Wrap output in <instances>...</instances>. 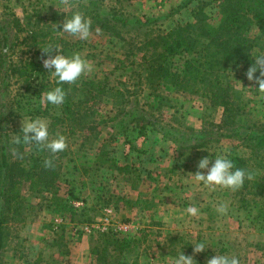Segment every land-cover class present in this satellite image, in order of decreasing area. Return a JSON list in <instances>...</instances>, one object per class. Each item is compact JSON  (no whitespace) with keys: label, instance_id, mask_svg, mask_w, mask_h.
<instances>
[{"label":"rangeland","instance_id":"rangeland-1","mask_svg":"<svg viewBox=\"0 0 264 264\" xmlns=\"http://www.w3.org/2000/svg\"><path fill=\"white\" fill-rule=\"evenodd\" d=\"M91 1L104 4L108 11L114 9L118 15L123 12L142 20L156 19L148 26L156 33L191 21L199 8L211 24H217L220 3L0 0L1 17L20 19L25 30L18 31L21 37L33 29L39 32L40 46H44L43 39H56L66 53L79 52L93 66L81 76L116 88L127 81L140 108L148 110L147 125H152L141 134L138 122L122 116L119 106L106 100L91 102L96 114L90 121L95 128L65 137L67 155L60 160L55 197L23 193L22 217L9 224L8 245L0 264H171V257L181 250L194 255L197 264H205L215 253L235 255L240 264H264V204L241 206L237 190L219 186L210 190L195 181L193 174L204 156L238 154L248 159L252 180H264V148L255 151L245 139L232 134L238 128L244 132L264 130V93L252 88L250 82H236L244 113L236 117L235 124H224L222 108L210 106L203 98L159 85L155 90L141 86L134 74L136 31L122 35L120 27V36H113L92 29L88 38L81 40L57 30L64 16L74 10L88 17L81 4L90 5ZM64 41L69 42L66 48ZM29 43L15 46L13 62L34 55L39 66L49 71L42 63L46 54L41 55L42 49L37 45L31 48ZM14 80L0 91V136L8 148V137L16 140L21 136L27 118H41L50 124V117L42 112L44 101L35 91L37 82ZM154 92L168 96L169 103L163 101L159 106ZM147 104L155 106L148 109ZM28 149L26 145L24 152ZM220 203L228 206L224 214L216 211ZM191 204L199 208L196 216L186 212ZM197 241L209 247L193 253L191 244ZM102 256L105 259L99 262Z\"/></svg>","mask_w":264,"mask_h":264},{"label":"trees","instance_id":"trees-1","mask_svg":"<svg viewBox=\"0 0 264 264\" xmlns=\"http://www.w3.org/2000/svg\"><path fill=\"white\" fill-rule=\"evenodd\" d=\"M81 6L91 20L90 30L100 29L113 36H120V27L122 35L136 31L134 39L137 41L138 59L134 62L137 65L134 74L141 86L155 90L159 85L172 89L174 93L203 98L210 106L222 108L224 124H235L236 117L244 113L238 100L240 90L235 83L250 82L257 86L255 80H248L246 72L255 57L264 54V0H220L217 24H211L205 11L199 8L191 21L158 33L148 27L156 19L147 17L142 20L123 12L118 15L114 9L108 11L99 2L91 1L90 5ZM29 23L27 21L26 25ZM13 26L18 28L13 31ZM21 27L18 17L7 20V17L0 16V82L4 83L0 91L14 77V81L37 82L35 91L42 98L46 89L56 86L50 73L39 66L34 55L18 63L11 58L16 45L29 41L31 48L36 45L43 47L37 40L38 31L27 30L21 37L18 32L24 30ZM55 40L43 39V42L44 45L58 44ZM67 45L69 42L64 41L63 47ZM41 55L45 53L42 51ZM255 75H259V69ZM121 84L122 88H116L87 76H81L73 83L63 82L60 86L65 91L64 103L55 106L44 102V106L41 105L43 114L50 117V138L57 135L65 138L75 132L94 129V122L90 119L96 113L89 104L102 100L119 106L122 116L132 117L133 123L137 121L143 134L147 126H152L147 125L148 110L140 108L138 98L131 94L127 81ZM153 96L159 106L163 101H170L168 96L158 92ZM128 106L129 109L126 108ZM147 106L149 109L155 105ZM232 134L245 139L246 145L255 151L264 148V130L244 132L238 128ZM8 141L9 148L0 136V257L8 245L10 222L22 217L23 193L28 191L55 197L61 176L60 160L67 155L66 149L52 153L32 141L21 139L16 142L9 137ZM26 145L29 149L24 152ZM11 148L15 150L11 151ZM229 158L236 167L248 172L247 158L238 154H231ZM236 190L240 194L241 206L253 204L257 208L264 204V180H246ZM104 259L102 256L98 261Z\"/></svg>","mask_w":264,"mask_h":264},{"label":"clouds","instance_id":"clouds-1","mask_svg":"<svg viewBox=\"0 0 264 264\" xmlns=\"http://www.w3.org/2000/svg\"><path fill=\"white\" fill-rule=\"evenodd\" d=\"M57 29V25L55 24ZM91 20L81 11L74 10L66 14L59 29L70 33L81 40H86L90 33ZM46 55L42 63L45 69L49 71L55 85L46 89L43 93V101L55 106L61 105L65 100V91L60 86L63 82L73 83L81 77L82 74L91 72L92 65L83 58L79 52L65 54L59 44L48 43L40 47ZM54 52V54H52ZM259 69V75H255ZM246 76L248 80H255L259 92L264 93V54L257 55L247 69ZM48 122L41 118H27L20 129L21 136H17L16 142L23 139L25 142L32 141L45 146L52 153L63 151L66 148V142L63 135H57L50 138ZM50 163V161H46ZM206 170V171H201ZM194 174L195 181L203 187L210 190L217 186L236 190L240 188L246 180H251L252 176L245 169L236 167L233 160L226 153H220L215 157L209 155L199 159L197 171ZM216 211L224 214L228 211L227 204L220 203ZM187 214L196 216L199 208L191 204L186 208ZM193 253L204 251L207 247L205 242L197 241L193 244ZM215 253V252H214ZM171 264H197L194 255H186L181 250L175 256L171 257ZM205 264H240V260L235 255H224L215 253L208 258Z\"/></svg>","mask_w":264,"mask_h":264},{"label":"built area","instance_id":"built-area-1","mask_svg":"<svg viewBox=\"0 0 264 264\" xmlns=\"http://www.w3.org/2000/svg\"><path fill=\"white\" fill-rule=\"evenodd\" d=\"M85 230H89V227L86 226V227H85Z\"/></svg>","mask_w":264,"mask_h":264}]
</instances>
